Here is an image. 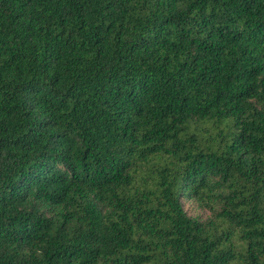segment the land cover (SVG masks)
<instances>
[{
  "label": "trees",
  "instance_id": "16d2710c",
  "mask_svg": "<svg viewBox=\"0 0 264 264\" xmlns=\"http://www.w3.org/2000/svg\"><path fill=\"white\" fill-rule=\"evenodd\" d=\"M0 264H264V0H0Z\"/></svg>",
  "mask_w": 264,
  "mask_h": 264
},
{
  "label": "rangeland",
  "instance_id": "374dc122",
  "mask_svg": "<svg viewBox=\"0 0 264 264\" xmlns=\"http://www.w3.org/2000/svg\"><path fill=\"white\" fill-rule=\"evenodd\" d=\"M185 209H186L190 214L193 213L192 206L189 205L188 203H186V205H185Z\"/></svg>",
  "mask_w": 264,
  "mask_h": 264
}]
</instances>
